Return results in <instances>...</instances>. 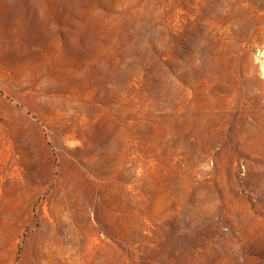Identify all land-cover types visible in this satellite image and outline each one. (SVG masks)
I'll use <instances>...</instances> for the list:
<instances>
[{
  "label": "rangeland",
  "instance_id": "1",
  "mask_svg": "<svg viewBox=\"0 0 264 264\" xmlns=\"http://www.w3.org/2000/svg\"><path fill=\"white\" fill-rule=\"evenodd\" d=\"M0 264H264V0H0Z\"/></svg>",
  "mask_w": 264,
  "mask_h": 264
}]
</instances>
